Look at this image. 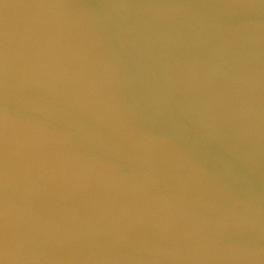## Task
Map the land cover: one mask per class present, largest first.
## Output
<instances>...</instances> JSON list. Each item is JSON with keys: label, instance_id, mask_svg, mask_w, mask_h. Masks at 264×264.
Wrapping results in <instances>:
<instances>
[{"label": "water", "instance_id": "1", "mask_svg": "<svg viewBox=\"0 0 264 264\" xmlns=\"http://www.w3.org/2000/svg\"><path fill=\"white\" fill-rule=\"evenodd\" d=\"M0 264H264V0H0Z\"/></svg>", "mask_w": 264, "mask_h": 264}]
</instances>
